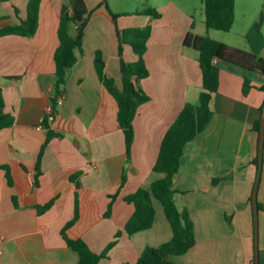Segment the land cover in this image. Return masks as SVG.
<instances>
[{
	"label": "crops",
	"instance_id": "0c3cea01",
	"mask_svg": "<svg viewBox=\"0 0 264 264\" xmlns=\"http://www.w3.org/2000/svg\"><path fill=\"white\" fill-rule=\"evenodd\" d=\"M92 14L84 35V52L69 70L65 101L50 117L52 129L63 133L47 146L39 185L35 186L38 155L48 129L44 119L52 104L59 45V13L66 0H42L39 26L33 36L0 37V84L5 111L15 117L0 129V165L11 168L13 185L0 168V264H77L79 253L71 238H83L95 252H103L123 230L109 257L99 264L134 263L147 246H159L173 232L164 207L154 199L156 218L150 229L128 234L124 228L135 206L125 196L149 187L162 177L153 167L162 139L187 102L197 104L203 90L199 51L186 46L189 31L209 35L232 47L252 50L250 29L238 36L208 29L203 0L160 1L161 17L130 13L114 20L102 0H86ZM28 0L1 1L7 16L0 27L26 16ZM19 8V15L15 12ZM237 8V0H236ZM121 14V13H119ZM259 19H255L253 24ZM152 25L144 59L149 75L141 86L150 99L134 118L135 138L128 156L118 122L119 105L98 75L96 51L103 52L105 72L122 84V57L139 56L131 44L120 54L118 30ZM253 26V25H252ZM264 56V47L261 50ZM252 88L245 94V78ZM264 75L227 62L220 64L219 88L213 93V117L206 129L188 142L181 158L175 199L188 209L195 224L196 244L172 257L174 264H254L256 221L253 193L258 177L260 132L255 128L264 106ZM80 173L75 179L72 176ZM78 183V185H77ZM118 193L109 217L110 195ZM56 198L45 212L37 205ZM260 264H264V149L257 190Z\"/></svg>",
	"mask_w": 264,
	"mask_h": 264
},
{
	"label": "trees",
	"instance_id": "16d2710c",
	"mask_svg": "<svg viewBox=\"0 0 264 264\" xmlns=\"http://www.w3.org/2000/svg\"><path fill=\"white\" fill-rule=\"evenodd\" d=\"M41 2L42 0H28L26 16L20 18L19 22L0 27V37L8 34L33 36L39 26ZM203 3L208 29L223 31L232 29L236 20V0H203ZM100 5L107 7L115 21L121 16V14L110 9L106 0H102ZM15 12L19 15L17 6H15ZM136 13L149 14L155 18L162 15L159 9L151 7L138 10ZM91 14L92 10L89 9L86 0H66L59 13L58 35L60 42L55 51L56 73L54 93L51 97L53 110L51 114L46 113L44 119V125L48 132L38 155L35 186L39 185V178L42 174L41 163L47 146L54 137L63 136V133L51 128L50 117L54 116L59 109L57 98L65 93L69 70L78 62L84 52V35ZM6 17L5 15L0 16V20ZM263 23L264 12L247 33V39L252 46V50L232 47L224 41L214 39L207 34L199 35L193 31L186 34L184 44L199 51V62L203 71V90L200 93L199 102L197 104L187 102L162 139L160 152L153 167L155 172L162 174V177L153 181L149 187H139L136 191L125 196V200L135 206L134 213L124 228L128 234L132 235L153 226L156 218L154 204L156 198L164 207L173 235L169 241L159 246H147L136 262L123 264H174L172 261L173 256L188 252L196 244L195 224L190 212L186 208L180 209L175 199V194L180 191L177 188V181L180 176L181 158L187 143L202 133L212 120L214 113L210 103L213 93L219 88L221 62L238 65L247 71H257L264 75V56L260 53L264 47ZM151 32V24L144 27H126L118 30L120 54H123V44L129 43L139 56L138 60L133 62H128L122 57L121 85H119L116 78L106 74L103 52L98 50L95 56L98 75L119 105L118 122L125 135L128 156L131 155L135 138L134 118L140 105L150 99V96L141 86V80L149 75L144 55L148 48ZM215 58L218 59L217 62H214ZM251 88V80L246 77L243 86L244 93L247 94ZM262 89L264 90V86H262ZM5 104L3 90L0 88V129L10 127L15 122V117L5 111ZM255 128L260 132L261 119L256 122ZM255 162L256 164L259 163V155L256 157ZM0 168L6 170L9 184L13 185L10 166L2 164ZM79 175L80 173L73 175L72 179ZM118 195V193L110 195L111 200L105 213L107 217L111 215L114 201ZM55 200L56 198H53L44 205H37L39 213L47 211ZM259 207L260 203L258 202V209ZM78 216L79 209L77 205L75 217L62 228V234L68 245L79 253L80 259L77 264H99L102 259L109 257L110 249L117 243L123 230L116 233L115 239L109 243L106 250L95 252L83 238H71L67 234V229L76 222Z\"/></svg>",
	"mask_w": 264,
	"mask_h": 264
},
{
	"label": "rangeland",
	"instance_id": "374dc122",
	"mask_svg": "<svg viewBox=\"0 0 264 264\" xmlns=\"http://www.w3.org/2000/svg\"><path fill=\"white\" fill-rule=\"evenodd\" d=\"M160 1L166 0H106V3L116 13L121 15L130 14L138 10H143L152 5H157ZM199 9L197 15H200L202 4L201 0H197ZM264 12V0H237L236 20L234 26L229 31L219 30L221 34H230V36H238L243 29H251L253 21L260 17ZM5 13V8L0 5V14ZM249 31V30H248ZM264 35V23L262 26Z\"/></svg>",
	"mask_w": 264,
	"mask_h": 264
},
{
	"label": "water",
	"instance_id": "95a60500",
	"mask_svg": "<svg viewBox=\"0 0 264 264\" xmlns=\"http://www.w3.org/2000/svg\"><path fill=\"white\" fill-rule=\"evenodd\" d=\"M263 149H264V106L261 116V129H260V141H259V163H258V177L256 180L254 193H253V206L256 221V231H255V264H260V253H259V239H258V200H257V190H258V180L261 176L262 161H263Z\"/></svg>",
	"mask_w": 264,
	"mask_h": 264
},
{
	"label": "built area",
	"instance_id": "2783aa9c",
	"mask_svg": "<svg viewBox=\"0 0 264 264\" xmlns=\"http://www.w3.org/2000/svg\"><path fill=\"white\" fill-rule=\"evenodd\" d=\"M217 61H218V59L215 58L214 59V62H217ZM0 88H1V84H0ZM65 97H66V94L65 93H63V94H61V95L58 96V98H57V104H58V106H61L64 103ZM52 110H53V107L51 105L49 107V109H48V113L51 114L52 113ZM0 255H1V252H0Z\"/></svg>",
	"mask_w": 264,
	"mask_h": 264
}]
</instances>
